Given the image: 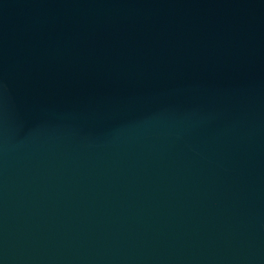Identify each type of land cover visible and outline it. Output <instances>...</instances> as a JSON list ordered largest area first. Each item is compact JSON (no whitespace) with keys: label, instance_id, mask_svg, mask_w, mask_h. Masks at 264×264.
I'll return each instance as SVG.
<instances>
[{"label":"water","instance_id":"95a60500","mask_svg":"<svg viewBox=\"0 0 264 264\" xmlns=\"http://www.w3.org/2000/svg\"><path fill=\"white\" fill-rule=\"evenodd\" d=\"M0 264H264V0H0Z\"/></svg>","mask_w":264,"mask_h":264}]
</instances>
